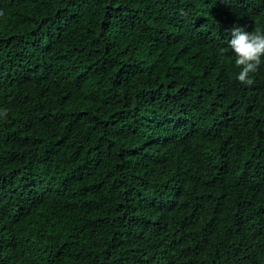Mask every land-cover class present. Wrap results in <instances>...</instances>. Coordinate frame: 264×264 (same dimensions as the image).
Returning <instances> with one entry per match:
<instances>
[{
  "label": "trees",
  "instance_id": "trees-1",
  "mask_svg": "<svg viewBox=\"0 0 264 264\" xmlns=\"http://www.w3.org/2000/svg\"><path fill=\"white\" fill-rule=\"evenodd\" d=\"M234 26L264 0H0V264H264Z\"/></svg>",
  "mask_w": 264,
  "mask_h": 264
},
{
  "label": "clouds",
  "instance_id": "clouds-1",
  "mask_svg": "<svg viewBox=\"0 0 264 264\" xmlns=\"http://www.w3.org/2000/svg\"><path fill=\"white\" fill-rule=\"evenodd\" d=\"M230 36L227 46L220 51L226 53L231 50L236 58L235 65L241 69L236 79L241 83L251 84L249 74L258 70L264 58V31L255 29L248 32L240 26H234L230 30ZM2 115L7 116V110Z\"/></svg>",
  "mask_w": 264,
  "mask_h": 264
}]
</instances>
